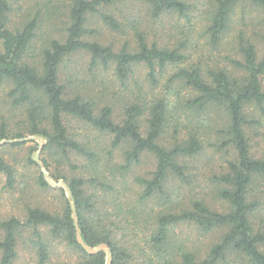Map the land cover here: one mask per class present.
<instances>
[{
    "label": "trees",
    "instance_id": "1",
    "mask_svg": "<svg viewBox=\"0 0 264 264\" xmlns=\"http://www.w3.org/2000/svg\"><path fill=\"white\" fill-rule=\"evenodd\" d=\"M65 1L64 34L37 52L35 41L44 19L30 14L13 29V0H0V87L10 88L5 103L10 110H20L24 127V132L9 136L3 121L0 142L27 135L46 140L42 163L53 180L63 179L69 186L82 239L91 248L106 244L112 264H264V153L252 154L247 132L262 125L256 112L264 115V55L259 57L256 45L258 31H264V0H137L158 20L153 27L145 26L140 12L129 7L133 0ZM244 15L252 18L250 32ZM89 18L123 39L119 44L101 42L97 30L86 28ZM167 23L171 30L158 36ZM236 25L235 51L241 61H231L243 74L203 64L202 57L195 61V54L202 53L201 38L220 48ZM76 55L89 57L91 72L112 70L121 91L98 92V104L91 94L95 86L71 74ZM139 68L147 71L141 87L132 82ZM170 68L165 86L158 88L160 76ZM119 96L125 102L117 116ZM215 109L223 118L221 144L234 151L212 181L222 210L212 206L202 188H189L185 194L172 185L173 180L190 184L185 161L205 149L206 131L194 120L205 125ZM70 121L91 134L77 136ZM73 157L84 163L76 165ZM145 157L154 164L141 175L137 167ZM30 163L38 167L31 158ZM63 167L78 172L69 176ZM3 175L13 188L16 171L0 154V178ZM36 185L51 188L41 172ZM58 191L59 211L29 205L24 222L15 217L0 221V264L17 260L21 228L33 230L39 263H48L51 252L42 226L50 238L80 254L77 263L63 264H106L105 251L91 255L79 243L71 204L65 190ZM186 225L203 234H220L204 245L177 236L175 229Z\"/></svg>",
    "mask_w": 264,
    "mask_h": 264
},
{
    "label": "rangeland",
    "instance_id": "2",
    "mask_svg": "<svg viewBox=\"0 0 264 264\" xmlns=\"http://www.w3.org/2000/svg\"><path fill=\"white\" fill-rule=\"evenodd\" d=\"M198 1L199 0H192ZM129 7L134 8L136 11L140 12L139 16L143 18L145 26H155L158 24V20H154L151 17V13H145L143 11V5L137 0H133ZM13 9L14 11L10 15V27L15 29L19 26L25 18L30 14H40L41 19H44L35 41V50L38 52L40 47L46 45V42L51 38H56L61 34H64L65 29V17L67 15V6L68 3L65 0H13ZM198 5V4H195ZM248 12V10H247ZM135 15V13H133ZM146 14V15H145ZM257 15V14H256ZM246 22L248 23L247 31L250 32L252 29V18L248 15H244ZM255 17V16H254ZM240 21V19L238 20ZM169 22V21H167ZM242 27L241 23L238 22ZM172 25L167 23L164 24V27L159 29L157 32L158 36L163 34L166 35L169 30H171ZM86 28L97 30L99 34L97 38L105 43H116L119 44L123 35L112 32L107 27H105L99 20L93 19L90 21V18L87 22ZM239 27L236 25L235 29H232V32L229 33L225 38V43L221 45L220 48H215L208 44V42L201 38L200 43L202 48L201 54H195V61L200 59L201 62L209 64H218L223 67L228 68L231 72L236 75L243 74L242 69L235 66L231 60L241 61L240 54L235 51L236 43L234 41L236 35L238 34ZM259 36L256 37V45L259 57L264 55V31H258ZM130 38V37H129ZM87 39L90 38V35L87 36ZM228 57V58H227ZM90 59L87 55H76L72 57L70 66L73 71L71 74L75 73L79 78H86L90 81V86L94 85L96 92L92 97L96 102H100L98 99L101 94L98 92H105L107 88H111L112 94H117L121 91V84L113 76L112 70L103 71L96 70V72L90 71ZM172 68L169 69L167 74L163 77L160 76V84L158 88H163L167 81V76L169 75ZM139 75L135 76V81L132 82L140 85H146V74L145 69H138ZM92 75V76H91ZM114 81V82H112ZM82 81L79 80L78 83ZM107 84V87H106ZM264 85V79H263ZM157 88V89H158ZM7 85L0 87V124L4 121L7 123L8 135L13 136L17 133L24 132V127H22L23 118L21 117L20 110H10L9 105L5 103L6 94L9 91ZM155 89L154 91H156ZM115 92V93H114ZM182 93H188L187 90L182 89ZM113 95V96H114ZM124 95V94H123ZM122 95V97H123ZM121 96L115 97L119 101L115 104L116 115L119 116L122 112V105H124L125 100ZM101 104V103H98ZM219 110H213L209 115L211 120L206 121L202 125L200 124L198 118L194 120L196 127L199 126L200 129L205 130V135L203 136L205 140V149L204 152L194 159H187L185 163L189 167L187 176L189 177L190 184L179 182L173 180V187H177L181 190L182 193L188 194L189 188H193L196 192L199 189H203V195L207 199H210L213 202L212 206L220 209L219 206H222V203L216 201L214 194V180L215 175H218L223 167L226 166V161L232 159L234 151L230 147L223 146L221 144L222 137L219 135V129L223 124V118L218 112ZM256 117L261 121L262 125L259 127H254L249 129L248 135L251 140V152L257 157H261L264 153V115L256 112ZM196 118V116H194ZM193 119V118H191ZM192 121V120H191ZM71 128L74 130L77 136L85 137L88 134H91V131L85 128L81 123L70 121ZM191 127V126H190ZM26 134V133H25ZM98 137V135H94ZM169 136V135H168ZM41 136H29L27 135L24 139V144L20 147L11 146L12 143L22 141L21 139H5L0 142V154L4 159L15 169L16 171V183L13 188L8 187L7 177L3 175L0 178V221L6 220L11 217L19 219L21 222H24L26 219L25 209L27 206L32 205L36 207L44 208L48 211L55 212L61 209V193L59 189H64L61 185L51 186L49 190H41L36 185V176L41 172L42 169L38 165L35 166L30 163V158L34 160L37 152L39 153V158L41 160L42 154L41 150L46 144V140L42 143L40 141ZM37 148L38 150H35ZM232 151V152H231ZM73 161L77 158L73 157ZM42 162V160H41ZM84 163L83 159H77L75 161L76 165H81ZM154 161L151 157H145L143 163L137 167V173L144 175L149 170L153 168ZM66 169L69 176H76L74 169ZM48 171V170H47ZM49 173V172H48ZM50 175V173H49ZM63 179H60L56 182H60ZM65 190V189H64ZM200 191V190H199ZM66 192V190H65ZM67 196V193H66ZM68 199V198H67ZM216 201V202H215ZM41 233L45 241L49 244L50 247V260L46 264H63V263H77L81 256L80 254L69 248L61 240L50 238L48 234L47 227H41ZM177 236L182 238H188L197 242L203 241V244H210L211 242L216 241L217 236L220 234L219 231H215L208 234H203L194 226H181L175 229ZM2 238V233L0 232V239ZM36 238L33 235V230L30 228H21L20 234L18 236V258L14 264H40L39 258L36 252Z\"/></svg>",
    "mask_w": 264,
    "mask_h": 264
},
{
    "label": "water",
    "instance_id": "3",
    "mask_svg": "<svg viewBox=\"0 0 264 264\" xmlns=\"http://www.w3.org/2000/svg\"><path fill=\"white\" fill-rule=\"evenodd\" d=\"M22 141H24L25 139H21ZM40 141L43 143L44 139L41 137ZM34 161L41 167L42 172H43V176L46 179V181L48 182L49 185L51 186H59L61 185L67 193V198L71 204L72 207V211H73V219L75 221V226H76V231H77V238L79 243L84 247V249L91 255L98 253L99 251H105L107 253V262L106 264H112V253H111V249L106 245V244H101L96 248H91L89 247L87 244H85L84 240L82 239V236L79 232V223H78V218H77V214L75 211V207H74V200L72 197V192L69 188V186L67 185V183L64 180H61L60 182H56L55 180H53L51 178V176L49 175L47 168L44 166V164L41 162L40 158H39V153L37 152V154L34 157Z\"/></svg>",
    "mask_w": 264,
    "mask_h": 264
}]
</instances>
